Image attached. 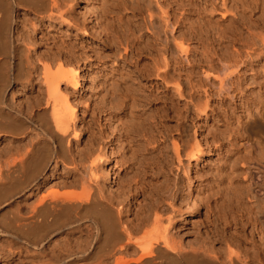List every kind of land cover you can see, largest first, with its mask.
<instances>
[{
  "label": "rangeland",
  "instance_id": "374dc122",
  "mask_svg": "<svg viewBox=\"0 0 264 264\" xmlns=\"http://www.w3.org/2000/svg\"><path fill=\"white\" fill-rule=\"evenodd\" d=\"M56 1L76 21L79 31L66 22H53L45 23V30L31 37L29 26L37 22L29 11L31 0H22L9 9L14 21L8 24L12 42L25 48L14 63L21 60L24 77L26 70L31 74L29 82L20 79L21 74L18 80L11 78L7 86L4 84L3 113L10 112L9 117L13 118L0 115V166L4 164L7 144L11 148L17 145L21 152L30 142L43 140L41 122L47 120L43 114L46 85L37 57L43 56L42 62L53 58L56 62L58 56H53L56 51L50 50L64 43L74 54L72 65L80 66L81 80L78 79L76 87H60L75 113L76 136L70 133L65 142L74 162L70 166L58 163L54 167V153L48 148L46 155L50 159L44 179L40 180L41 193L52 182L59 181L74 184L75 190H79L80 184L88 181L85 167L92 159L100 158L95 172L104 192L129 188L134 176L140 178L145 194L138 200L142 199L147 206L159 203L157 213L176 246L201 247L221 260L229 250L250 252L249 248L258 240L252 225H264V35L259 36L264 32V19L258 18L257 11L244 20L231 15V0H179L178 7L173 0ZM161 10L167 12L169 22L174 24L172 32L165 26ZM100 14L107 18L114 16V22L105 20L114 28L112 43L94 27ZM248 28L257 36L249 37ZM173 38L183 42L187 60L177 54ZM124 41L129 43V48L121 59L125 54ZM232 47L237 51L234 58L237 73L229 88L219 92L215 82H203L201 69L207 65L220 67L222 63L217 62L216 56L231 58ZM161 48L169 52L168 71H177L183 81L182 97L170 88H162L150 72V57L159 54ZM60 61H64V67L70 66L64 56ZM32 67L36 68L32 70ZM55 68L57 63L50 71L54 72ZM12 69L9 65L3 67L7 75L15 72L14 66ZM187 78L193 80V93L186 84ZM29 86L31 89L24 91ZM189 93L194 104L207 105L204 114L194 111L192 104H186ZM11 119L17 122L12 130L6 127ZM195 142L204 152L212 153L208 157L202 154L198 164L188 157ZM174 143L180 148L178 156L173 150ZM116 161L123 163L121 172ZM107 176L112 180L111 187L104 186ZM50 177L53 181L49 184ZM174 180L177 189L172 200L165 189ZM16 192L0 199V264H54L49 259L50 251L61 236L44 246L42 258L37 261L33 260L34 251H25V247L6 235L8 231L11 233L5 225L14 213L11 211L20 205L19 213L27 212L24 211L26 193ZM125 207L129 209L124 214L127 219H133L143 208L132 207V203ZM190 208L195 213L184 223ZM168 217L172 218L170 224ZM165 258L156 264L185 263ZM189 261L187 264H207L205 259Z\"/></svg>",
  "mask_w": 264,
  "mask_h": 264
},
{
  "label": "bare ground",
  "instance_id": "6f19581e",
  "mask_svg": "<svg viewBox=\"0 0 264 264\" xmlns=\"http://www.w3.org/2000/svg\"><path fill=\"white\" fill-rule=\"evenodd\" d=\"M21 2L22 0H0V115L6 114L5 117L8 116V118L13 117H9L10 112L3 113L2 92H4V84L6 83L7 86L11 78L18 80L21 74L23 76L21 71H24V68H20L22 65L21 60L19 59V63L16 61V65H14V60L16 57L17 59L21 58V51L25 49L21 45H14L12 42V34L11 30H8V24L14 21L9 14V9L11 6L21 4ZM229 2L230 14L237 16L239 19L251 18L254 16V11H257L258 18L264 19V0H231ZM178 3L179 0H173L175 7L179 6ZM30 4L29 11L37 19L35 24L33 23L31 27L29 26L31 32L28 34L31 37L45 30V23L50 25L53 22H66L69 27L79 31L76 21L67 11L61 8L56 0H31ZM161 14L164 16L163 22L165 26L169 27L170 32H172L174 24L169 22L167 12L161 10ZM106 19L114 22V16L107 18L105 15L100 14L98 20L95 21L94 27L103 33V37L108 42L112 43L115 38L114 28L109 22L105 21ZM148 19L151 24L150 16ZM251 32V29L248 28L249 37L257 36V34ZM262 35H264L263 31L259 36L262 37ZM120 41V39L117 40V43L120 44ZM173 41L177 54L187 60V49L184 47L183 42L176 38H173ZM123 44V54H125L121 59L126 56V50L129 48L128 42L124 41ZM52 49L56 51L53 56L57 55L59 59L56 62L54 58L47 60L49 62H42L41 58L43 56L37 57V63L42 65L43 80L45 82L43 83L46 85V98L43 103L45 113L43 114H45L47 120L41 122V132L44 138L32 143L28 140L30 142L29 147L24 148V151L21 152L16 147L17 145L11 148L7 144L8 146L3 153L4 162L2 163L4 164L0 166V199L7 197L14 191H17L15 194L26 193V207L25 209L21 208L25 212L27 211L26 213L23 212L24 214H20L19 210L21 209H18L20 205L17 203L19 205L16 207L17 210L15 209L17 212L11 211L15 214L11 213L12 217L10 215L11 218L5 219L8 221H5L7 222L5 225L10 228L11 233L8 231L9 233L6 234L5 232L4 234L11 236L17 244L23 246L22 248L25 247V251L28 249L34 251L36 255H32L33 260L42 258L41 253L44 246L50 243L53 238L61 236L57 245H53L55 249L50 251L49 259L54 264H156L157 261L163 260L165 256L167 258L172 257L173 260L184 261L186 264L189 260L198 259H205L207 264H264L263 224H259V226L252 225L258 240L257 243H253L249 248L250 252L236 253L229 250L222 260L201 247L186 249L185 247L182 248V246L179 247V245L176 246L173 241L171 242L172 239L170 240L169 238L167 227L162 225V217L157 213L159 203L152 202L150 206H147L143 204L142 199L141 201L138 200L144 197L145 194L140 178L134 176L132 185L129 188L118 187L114 193L107 191L106 194L104 192L99 185L95 172L96 163L100 161V158L92 159L87 164L88 166L85 167V170L87 168L89 172L88 181L85 185L81 183L82 187H79V190H75L74 184L68 185L63 181L54 183L52 182L53 178L50 177L48 179L49 184L51 182L54 184H48L50 188L41 193L43 185L40 180L44 179V169L50 159L46 155L48 148H51L54 153V167L58 163L67 166L74 162L73 156L71 157L68 154L69 150L66 148L65 142L70 133L76 136V130L73 128L75 113L73 111L74 108L68 103L67 95L61 92L60 87L61 85L76 87L78 79L81 80L78 72L80 66L75 65L76 67H74L72 65L74 63V54H72L71 49L64 43L52 46L50 52ZM158 51L159 54L150 57V72L160 81L159 84L162 88L166 90L170 88V91L176 96L182 97L181 86L183 81L180 79L179 73L177 71H168L170 65L168 61L169 52L165 48H161ZM236 53L237 51L232 47L231 58L222 55L220 57L216 56L217 62L222 63L220 67L207 65L205 69H201L203 82L205 84L215 82L219 92H222L223 89L227 90V87L229 88L233 81L234 74L237 73L238 65L234 59ZM82 55L80 53V56ZM51 56L48 57L50 58ZM63 56L65 59L67 58L66 64H70L67 68L63 66L64 61H60ZM55 63H57V68H55L54 72H51L50 67ZM209 63H212V60ZM4 65H9L11 69L14 66L15 72L7 75L3 71ZM33 68L36 67H32V70ZM24 74H26L25 77L23 76L20 79L25 78V82H29L31 72L26 70ZM192 81L191 78H187L186 81L191 92L194 91L195 87ZM30 89L31 86L27 87V89L24 88V91ZM187 98V105L192 104L194 111L204 114L207 107L206 104L203 106L194 104L191 93L187 94ZM246 116L249 117L250 114L247 113ZM12 120H9L8 124L6 123L7 126L4 125L10 130L17 124L16 121ZM179 141L183 142L181 138H179ZM182 146L183 148L185 147L184 144ZM173 148L178 156L180 152L178 143H174ZM42 150H45V152ZM202 154L208 157L212 153L210 150L204 152L200 149L199 143H196L195 147L190 150L188 157L195 161V164H198ZM120 164L123 163H117L118 172L123 169ZM104 165H107V163L105 162ZM87 178L84 180H87ZM105 180L104 186L111 187L112 180L108 176L105 177ZM176 187L177 182L174 180L173 184L165 189V192L169 197L171 196L170 199L172 200L175 198ZM191 190L189 189V195L193 197ZM30 200L31 202H28ZM130 203H132V207L137 205L143 207L139 214L134 215L133 219L124 218V214L129 210L125 209V206L130 205ZM169 205L172 206L173 204L169 202ZM194 213V208L187 209L183 219L184 223ZM171 217L167 218V223L169 224L172 220ZM68 261L70 262L68 263Z\"/></svg>",
  "mask_w": 264,
  "mask_h": 264
}]
</instances>
